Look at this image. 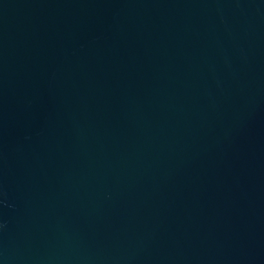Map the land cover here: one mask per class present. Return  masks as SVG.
<instances>
[{
	"label": "water",
	"instance_id": "obj_1",
	"mask_svg": "<svg viewBox=\"0 0 264 264\" xmlns=\"http://www.w3.org/2000/svg\"><path fill=\"white\" fill-rule=\"evenodd\" d=\"M0 264H264V0H0Z\"/></svg>",
	"mask_w": 264,
	"mask_h": 264
}]
</instances>
